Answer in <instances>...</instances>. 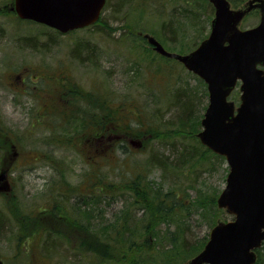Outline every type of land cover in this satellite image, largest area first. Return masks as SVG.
Listing matches in <instances>:
<instances>
[{
    "label": "rangeland",
    "instance_id": "obj_1",
    "mask_svg": "<svg viewBox=\"0 0 264 264\" xmlns=\"http://www.w3.org/2000/svg\"><path fill=\"white\" fill-rule=\"evenodd\" d=\"M207 1L107 0L96 26L57 34L41 24L17 18L10 10L12 0H0V123L10 131L16 142L17 156L22 159L9 171L11 192L0 194L3 264H168L169 259L165 260L160 254L167 244L163 233L166 226L158 215L150 218L149 212V223L157 225L148 232L138 227L136 244L132 251L124 253L123 260L114 257L106 262L105 256L88 251V243L98 245L95 236L104 238L110 234V227L121 224L129 211L131 219L135 220L133 226L146 219L132 206V190L129 191L124 182L125 175L138 167L145 169L148 183L154 186L162 184L168 188L169 183L178 191L186 187L187 195L185 193L182 195L185 198L181 199L183 206L177 208L170 226V230L176 228L174 224L183 226L179 240H185L187 245H198L208 237L210 228L203 214L209 206L203 202L201 206L191 205V200H198L200 196L209 198L221 191L228 171L226 160L210 155L199 162L196 160L193 169L190 163L194 160L178 161L177 166H183L182 172L167 173L166 177L159 163L165 156L174 159L177 151L190 142L188 136L178 138L180 132H172L179 126L171 103L173 91L184 89L193 98L192 118L188 119L192 132L194 121L199 122L207 105V90L198 76L178 60L156 53L145 37L150 35L163 41L167 50L187 52L192 42L198 40L199 33L209 30L213 11ZM235 1L238 8L248 0ZM258 21L259 12L252 9L239 26L251 27ZM161 23L164 35H169L174 42L160 34ZM123 30L133 34L136 45L130 41L132 37L121 34ZM77 41L87 46L75 56ZM40 69L55 70L57 74L60 70L67 71L78 86L66 84L67 94L70 89L72 92L54 102L55 122L49 118L36 124L39 104L32 94L38 92L37 82L25 80L22 85L17 76L27 70L32 75ZM41 83L47 85L48 81ZM23 86L32 94L20 93ZM78 87L85 96L99 91L112 96L122 113L139 112L143 124L138 130L132 124V135L120 134L124 132L119 130L118 119L111 124V129L118 133L113 139L119 144L123 139L122 143L126 144L125 153L117 149L105 155L103 145L93 141H87L81 153L74 143L63 144L66 137L77 132L78 118L89 103L88 99L79 98V93L73 95ZM62 113L74 114L69 123H64L65 128L62 125L67 119H62ZM127 119L133 120L129 115ZM150 128L159 133L148 134ZM199 129L198 124L194 136ZM47 136L52 140L49 146ZM72 138L75 141L76 138ZM45 150L53 157L51 163L32 162L33 155ZM170 161L167 159L168 163ZM127 170L130 172L126 173ZM152 198L151 195L148 200L150 206ZM218 209L230 218L225 209ZM220 217L223 219L221 214ZM176 256L174 253L172 264H186L189 260Z\"/></svg>",
    "mask_w": 264,
    "mask_h": 264
},
{
    "label": "water",
    "instance_id": "obj_2",
    "mask_svg": "<svg viewBox=\"0 0 264 264\" xmlns=\"http://www.w3.org/2000/svg\"><path fill=\"white\" fill-rule=\"evenodd\" d=\"M209 1L214 7L209 34L190 52L167 51L155 37H145L155 51L179 60L205 81L208 104L196 135L229 165L216 205L232 218L210 229L203 248L187 264H253L254 249L264 240V71L256 66L264 65V0H249L244 9L231 8L228 0ZM104 3L14 0L13 8L21 18L66 32L95 22ZM252 7L260 9L259 23L239 29ZM237 79L241 93L235 108L227 96Z\"/></svg>",
    "mask_w": 264,
    "mask_h": 264
},
{
    "label": "trees",
    "instance_id": "obj_3",
    "mask_svg": "<svg viewBox=\"0 0 264 264\" xmlns=\"http://www.w3.org/2000/svg\"><path fill=\"white\" fill-rule=\"evenodd\" d=\"M208 2V1H207ZM231 4L233 6H236L238 4L237 1L235 0H230ZM209 4V2H208ZM209 7H212L209 4ZM201 8V7H199ZM188 11V8H185ZM192 12L195 14V8L192 7ZM186 15V14H185ZM137 16V15H136ZM141 17V16H139ZM100 20V19H99ZM99 20L92 24L91 26H96ZM162 24V23H161ZM88 26V27H91ZM86 27V28H88ZM159 32L162 36L167 37L168 39L172 40L173 42L175 40L171 39L170 36L164 35V27L163 24L160 25L159 27ZM55 33L59 34L57 31ZM125 35L126 37H132L130 40L133 44L136 45V43L133 41L135 40L133 34L130 35L129 32H123L121 33ZM173 35L175 36V32H173ZM206 33L200 32L198 35V40L193 41V46L190 47L191 49L195 47L197 42L202 39ZM144 41V38H142ZM161 40V39H160ZM163 42V41H161ZM84 46H87L81 41H77L74 44L75 47V52L74 55L78 56L77 52L85 48ZM82 58H80L81 60ZM201 82L202 80L199 79ZM203 83V82H202ZM204 84V83H203ZM70 92H72L70 90ZM79 93V98H84L88 99V102L85 109L82 110L83 113L79 116V124H78V129L77 132L73 133L74 136L71 137H66V141L63 142V144H68V143H74L77 148L79 147V152H82V147L86 144L87 141H93L94 143H99L102 146V152L106 155L108 154L109 150L112 152L120 150L125 153L124 149L126 150V144L122 143L124 141L123 139H120V144L113 139V136L115 134H118L117 132H114V129H111V124L114 123L116 119H118V125H119V130L124 132V134L120 133L124 137H127L128 135L133 134V128L132 124L135 125L136 129H140L139 127L143 124V120L140 119L139 117V112L133 113V112H121L120 109L121 107L117 105L114 101V98L112 96H109L107 94H102V91H99L97 93L89 95L84 94L82 91H73V95H76ZM84 94V95H83ZM186 95V96H185ZM185 92L184 89L179 91L177 88L173 91V103L174 109L176 110V119L179 121V126L175 129H172V132H180L178 138L181 137L182 135L188 136L190 139V142L186 145H183L182 148H180V151H177V156L174 159H171L169 156H165L163 158H160V166L165 174V177L167 176V173L170 174H177L182 172V167L183 166H177L176 162L178 161H188V160H194L191 161L190 163V169H193L194 166L197 164V161L199 162L201 159H205V157H214L216 159H222L221 156L214 154L211 152L208 148L200 144L196 136H194V130L197 129V126L199 124L198 119L194 121V127L191 132L190 130V125L188 123V119H191V113L193 112V98L189 96ZM188 97V98H186ZM232 98H236V93L231 95ZM122 105V104H121ZM94 108V109H91ZM127 115L130 117L132 116V121H129L127 119ZM126 116V117H125ZM74 117L73 113L68 114V120L66 123H69L71 121V118ZM124 120V122H122ZM120 122V123H119ZM187 125V126H186ZM159 133V131H156L154 128H150L148 131V134L152 136H156ZM188 133V134H187ZM191 134V135H190ZM170 136V134L168 135ZM72 137H75V141ZM175 141V139L173 138ZM196 142V143H194ZM174 141H171L172 144H174ZM99 148H97V154ZM96 155V154H95ZM99 156V155H97ZM95 156V158L97 157ZM162 156V155H161ZM160 156V157H161ZM91 157V156H90ZM89 157V158H90ZM167 159L171 160L169 163L167 162ZM197 160V161H196ZM158 162V161H157ZM173 162V164H172ZM175 164V165H174ZM129 173L130 171L127 170ZM124 178V182L128 188V190H132L131 195L133 198L132 201V206L136 211H139L142 215L146 217L145 220H140V222H137L135 226L132 224L134 223V219H131L130 211L128 212L129 214L124 217L122 220L121 224H114L110 227L109 232L107 236L104 238L95 236V241L96 243L98 242V245L93 243H88V251L91 252L93 251L96 255L100 256H105L106 262L108 260H114V257H117L119 260H123L121 258L124 253H127V251H132L133 246H135L136 242V236L138 235V227L145 232H148V229L150 230L154 228L157 224H150L149 219L153 217L154 215H158L159 219L162 224L166 226L165 230L163 233L166 235L164 237L167 238V244L163 245L164 250L160 252V254L164 255L165 260L169 259L168 264H172V256L174 253H177V257H179L180 260H186L193 256L195 253H197L202 246L204 245L207 236L202 239L200 244L198 245H187L185 240H179L180 238V229L183 226H179V224H174L176 228L170 230V226L173 225V219L174 216L176 215L177 208L183 206L181 204L182 201L181 199L185 198L184 195H187L186 192V187H180V191L176 190V186H173V184L167 183L168 188H164L161 185L158 184L156 186L148 183L147 181V174L145 169L138 167V170L131 172ZM98 179V178H97ZM96 180V177H95ZM94 181V180H93ZM173 180L171 179V183ZM97 181L95 182V186L97 185ZM98 188V187H97ZM102 190L101 188H98ZM74 190V189H72ZM89 190H91L89 188ZM153 196L152 198V206L149 205L148 200L150 199V196ZM201 195V194H200ZM182 196V197H181ZM217 194L213 193L209 198L205 197L202 198L201 196L198 198V200H195L194 198L191 200V205H202V202L204 205H208L209 208L207 211L203 214V217L207 219V224L209 228H211L219 219H222L220 217V214L222 215L223 219H226L225 216L222 214V210L218 209L215 206V198ZM204 199V201H202ZM154 201V202H153ZM181 205V206H180ZM151 213L150 218L148 219L147 213ZM151 222V221H150ZM160 223V222H159ZM4 224L2 222L0 223V231L1 228H3ZM140 229V230H141ZM156 230V228H155ZM157 231V230H156ZM183 237L184 234H183ZM182 237V238H183ZM162 243L160 244V246ZM256 261L254 264H264V242L262 243L261 247L256 249ZM92 253V252H91ZM139 257V256H138ZM104 259V258H103ZM147 261V260H146ZM138 261V259L136 260ZM178 262V261H176ZM107 264V263H106Z\"/></svg>",
    "mask_w": 264,
    "mask_h": 264
},
{
    "label": "flooded vegetation",
    "instance_id": "obj_4",
    "mask_svg": "<svg viewBox=\"0 0 264 264\" xmlns=\"http://www.w3.org/2000/svg\"><path fill=\"white\" fill-rule=\"evenodd\" d=\"M21 75L17 76V78L20 77L18 79V81H20L19 84L24 85L26 83L25 80H27L28 82L29 81L34 82L36 80L37 82L36 86L38 87L37 88L38 92L36 95H33L29 90H27L26 86L21 87L20 88L21 91H19L20 93L23 94L31 93L33 98H35V100L39 104V107L37 108L36 111V119L34 122L37 124L42 121L48 120L49 118H52L53 119L52 122H55L54 106L56 103L54 102L70 94V91L67 94L68 88L66 89V84L67 85H69L70 83L72 84V82L74 81L69 76V73L67 71L60 70L59 73L57 74L55 70L45 71L43 69H40L38 71L33 72L32 75H30L28 70L23 72ZM45 80L48 81L47 85H43L41 83L42 81ZM61 117L63 120L65 119L68 120L67 113H62ZM64 123L66 122H63L62 125V123L60 122V124L65 128L67 123L66 124ZM46 140L48 146L49 144H52V140L50 136H47ZM54 140H55V136H54ZM54 144L56 145L55 142ZM15 148H16V142L13 140V137L10 135V131L0 123V174H2V180H0V188L6 186V183H8L10 187L9 190L0 189V194H7L11 192L12 184L9 179V171L11 170L13 164L16 161L19 160L18 162H22V159H19V157L17 156V151H15ZM51 158L53 157L50 156L49 151L45 150L44 153L41 151L33 155L32 162L45 161L49 164L51 163Z\"/></svg>",
    "mask_w": 264,
    "mask_h": 264
}]
</instances>
